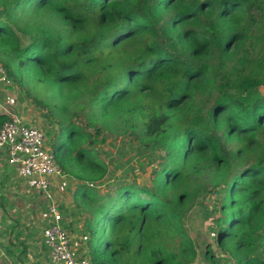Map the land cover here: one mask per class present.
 Wrapping results in <instances>:
<instances>
[{
  "label": "trees",
  "instance_id": "1",
  "mask_svg": "<svg viewBox=\"0 0 264 264\" xmlns=\"http://www.w3.org/2000/svg\"><path fill=\"white\" fill-rule=\"evenodd\" d=\"M135 40L140 46L124 51ZM239 43L248 49L232 69L235 78L255 63L262 70L244 76L234 93L217 90L208 111L190 113L193 87L215 85L213 65L226 66L227 51ZM0 51L6 77L20 85L13 67L43 69L62 99L70 91L97 121L107 111L123 119L144 115L142 135L153 147L139 146L137 153L158 149L151 188L119 184L96 194L89 187L101 182L107 167L91 135L61 120L67 105L60 104L50 146L63 173L82 183L80 258L91 264H182L159 236L166 225L183 235L185 203L205 195L193 184L205 173L202 161L232 171L264 137V0H0ZM142 93L157 94L159 101H142ZM219 186L224 197L217 204V244L236 264H264L257 254V242L264 240V153ZM166 188L178 189L173 199L164 195ZM182 245L193 257L192 244L183 239Z\"/></svg>",
  "mask_w": 264,
  "mask_h": 264
},
{
  "label": "rangeland",
  "instance_id": "2",
  "mask_svg": "<svg viewBox=\"0 0 264 264\" xmlns=\"http://www.w3.org/2000/svg\"><path fill=\"white\" fill-rule=\"evenodd\" d=\"M243 16L246 15L243 14ZM244 23L248 25L247 22ZM184 29L181 28L180 30ZM252 29L250 27V30ZM22 40L27 42L23 37ZM141 43L142 41L135 40L129 43L124 51L131 53ZM246 49H248L246 43L236 44L226 53L224 61L226 66L213 65L211 70L213 79L216 81L215 85H213V80L211 83L203 81L193 87L191 101L194 107L190 113L201 111V109L208 111L213 104L217 90L234 93L237 91L238 86L243 85L244 76L256 75L262 70V67L255 63L244 75L239 74L235 78L232 69L237 65ZM5 62L4 52L0 51V65L4 68ZM218 69H220V72L216 73ZM44 73L43 69L20 70L13 67L14 77L20 79L21 84H17V79H9L8 77L0 84V112L5 117L4 119L15 116L28 121L32 126L40 127L46 134V146L51 147V138L58 129L55 117L58 114L60 104L64 103L67 105V110H64L61 114V120L67 123L73 122L91 135L92 146L97 148L99 159L107 167L101 182L90 185L89 188L94 193L105 194L107 190H115L119 184H134L139 187L151 188L154 185L153 170L158 168L161 160H158L160 155L156 148L150 150L144 157L143 152L142 154L137 153L139 146L149 144L153 147L152 141L142 135L143 124L146 120L144 115L123 119L107 111L103 122L97 121L94 116L90 115V110H87V104L83 103L81 98H77L70 91L65 90L62 96L69 94V98L62 99L59 95L60 89L50 86ZM259 90L262 94L264 93L263 87H260ZM139 99L154 106L159 101V96L154 93H142ZM6 112H9V114H6ZM92 126L97 127L98 130L95 131ZM259 142L260 146H255L248 157L237 161L239 163H234L232 171L219 167L209 168L210 161L206 159L202 161V168L205 173L199 179H193V184L202 187L205 195L204 197L198 195L197 198L185 203L186 211L181 219L182 227H180L184 230L183 235L176 233L171 225H166L163 230L164 234L159 236L164 248L177 254L182 264H236L229 253H226L225 249L216 242V232L214 230L217 224L215 220L221 213L218 212L220 206H217V204L224 197L218 187L231 177L235 169L250 165L264 153L261 148V144H264L263 136H259ZM229 145L233 146L235 143L229 142ZM81 184V182L65 175L61 183L58 184V188L51 193L49 192L50 196L48 197L50 198L49 206L51 204L58 206L61 202L69 204L68 213H74L70 217L73 220L76 219V221H73L76 229H74L73 234L68 233V236L72 243H78L77 246L79 245V247L77 249L83 246L82 237L77 236V231L81 230L84 218V214L77 209V206L81 203L79 191ZM177 192L178 189L176 188H166L163 193L169 199H173ZM215 207L217 208L216 212H214ZM76 222H78L77 225ZM103 239L104 236L100 234V244ZM183 239L192 244L193 257L188 252H182L184 249ZM257 244V254L264 259V240L259 239Z\"/></svg>",
  "mask_w": 264,
  "mask_h": 264
},
{
  "label": "crops",
  "instance_id": "3",
  "mask_svg": "<svg viewBox=\"0 0 264 264\" xmlns=\"http://www.w3.org/2000/svg\"><path fill=\"white\" fill-rule=\"evenodd\" d=\"M20 120L32 126L24 119ZM59 183L61 180H56L49 192L55 191ZM49 192L37 190L30 180L20 178L8 164L5 150L0 152V264H48V251L42 233L51 221ZM58 206L63 229L73 234V221L76 219L73 220L70 217L72 214L68 213L69 204L61 202ZM70 242L74 257L80 258L78 243Z\"/></svg>",
  "mask_w": 264,
  "mask_h": 264
},
{
  "label": "built area",
  "instance_id": "4",
  "mask_svg": "<svg viewBox=\"0 0 264 264\" xmlns=\"http://www.w3.org/2000/svg\"><path fill=\"white\" fill-rule=\"evenodd\" d=\"M5 79V69L0 65V84ZM46 140L40 127L28 126L15 116H10L0 126V152L5 150L8 164L20 178L30 180L35 189L48 193L54 182L62 181L65 175L56 162L53 149L46 146ZM48 213L51 221L42 233L48 264H91L88 258L74 257L57 205L51 204Z\"/></svg>",
  "mask_w": 264,
  "mask_h": 264
}]
</instances>
